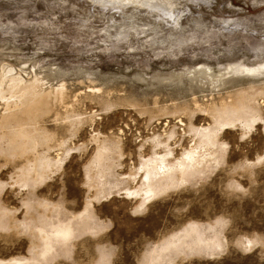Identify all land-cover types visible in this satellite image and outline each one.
Here are the masks:
<instances>
[{
  "label": "rangeland",
  "instance_id": "1",
  "mask_svg": "<svg viewBox=\"0 0 264 264\" xmlns=\"http://www.w3.org/2000/svg\"><path fill=\"white\" fill-rule=\"evenodd\" d=\"M133 1L0 0V119L35 85L49 136L35 155L52 164L19 181L35 155L10 154L0 128V264H147L163 244L149 264H264V0ZM242 65L258 69L229 68ZM239 90L259 117L222 126L217 109ZM191 151L195 170L176 182ZM161 157L175 184L143 195ZM56 224L72 236L40 260Z\"/></svg>",
  "mask_w": 264,
  "mask_h": 264
},
{
  "label": "bare ground",
  "instance_id": "2",
  "mask_svg": "<svg viewBox=\"0 0 264 264\" xmlns=\"http://www.w3.org/2000/svg\"><path fill=\"white\" fill-rule=\"evenodd\" d=\"M95 1V0H94ZM105 3H113V4H125V3H135L133 0H102ZM137 2V1H136ZM143 6H147L148 3L150 4V0H141L140 1ZM167 2V1H166ZM154 3V2H153ZM158 3V2H157ZM161 3V2H160ZM153 6V5H152ZM151 6V7H152ZM169 6V5H168ZM159 12V11H158ZM4 67V66H3ZM246 67V68H244ZM8 69V67L6 66ZM231 70H246L249 72H255L257 71V68H249V66H241V67H231L229 66ZM264 68V67H263ZM3 70V69H1ZM5 70V69H4ZM3 70V71H4ZM10 71V70H9ZM6 73V72H5ZM3 73L0 71V99H3L6 94L5 91L2 88L1 83H3V80L5 76L2 75ZM222 73L214 79L216 82H219L222 78ZM12 84L9 85V89H7V95L9 98H20L21 95L19 94L20 90L17 89V86L21 84V81L17 79L15 76H10ZM217 84V83H216ZM253 85H250L249 87H252ZM264 86V85H263ZM262 85L259 86L260 89H264ZM25 89L24 92L21 90L22 93V98L20 99L19 103H21V106H24L23 109H19L15 113H8L3 115L0 119V128L7 130L10 129L8 132L9 136L7 139L2 136L3 141H7L10 144L15 145V150L12 151L10 154H16V155H21L24 156L28 152H31V154L35 155V150L38 146L41 144H45L49 140V136L43 132L40 131L39 126L37 125V120L43 115L45 112V108L43 107L44 102L42 100L43 95L37 92L35 85L30 84L28 86H23ZM256 92V91H255ZM259 92H263L264 90H260ZM32 94L30 99L28 100V97L26 95ZM259 94V93H258ZM64 96V91L58 90L54 97L56 99H61ZM255 96L253 93L247 91V90H239V92L235 93L234 96L232 97L229 95L228 97L231 98L230 101L225 100L224 104H221V108L217 109L218 114V119H222L221 124L226 125L227 123H231L235 121L236 119H243L247 121L249 124L255 123L257 118L259 117L255 112H254V107L251 104V99L250 97ZM23 99V100H22ZM221 99V100H223ZM10 100H6V102H9ZM29 101V102H28ZM14 104L17 102L14 101ZM9 122H12V124H7ZM248 124V126H250ZM209 130V129H207ZM205 136V143L206 145L211 143V133L206 132L204 134ZM62 144V143H61ZM98 153V152H97ZM9 155V154H8ZM197 153H194L193 151L188 152V154L185 155L181 163H178L177 167L180 171L181 174L177 175V178L175 181L177 182L181 176H184L186 173L189 175L194 172V168L196 164L198 163L197 161ZM99 160V156L97 157V154L94 156V161ZM101 162V160L99 161ZM166 162L164 157L157 158L155 160H148L145 165V170L143 168V172H145V178H146V186L143 188V195L151 194L155 191V189L160 185L164 184L162 180H167L171 179L170 182H167V184L170 186L172 184H175V181L172 178V174L170 170H174V166H170L169 164L165 165L164 163ZM58 164V163H57ZM42 166L41 169L38 167ZM50 166H52L51 163L46 159L45 156L41 155H35L34 156V163L33 165L30 164L28 167L29 169L26 170L24 167L21 169V181L24 184H27L29 182H35V180L41 181L45 177V172L49 170ZM169 174L170 177H164L163 175ZM157 182V183H156ZM162 182V183H161ZM156 183V184H155ZM141 193V192H140ZM142 195V194H141ZM85 218V217H84ZM81 217V219H84ZM80 219V220H81ZM52 225V223H50ZM195 225V222H191V227L187 229L185 227L184 231L186 234L184 236H191L195 234L196 232V227H192ZM90 227V226H89ZM89 229V228H87ZM72 236V231H70L68 225H65L64 228H61L59 225H53L50 227V233H43L42 234V239H43V246L41 249V255H40V260L46 259L50 254L55 251L53 242L59 243L61 246H65L69 239ZM169 243V241H167ZM165 245L163 244L162 250L158 251L155 253L156 256L160 255L162 251L167 250L168 248H164ZM155 254H153L150 257V260L147 261V264H149L150 261H154ZM38 261V259H33L30 261L29 259H24L21 261V259L16 258L15 260L9 261V263L6 264H31L33 262ZM4 264V263H1Z\"/></svg>",
  "mask_w": 264,
  "mask_h": 264
}]
</instances>
